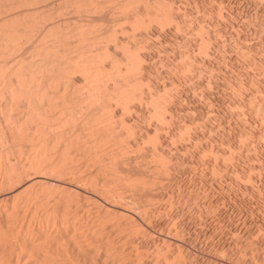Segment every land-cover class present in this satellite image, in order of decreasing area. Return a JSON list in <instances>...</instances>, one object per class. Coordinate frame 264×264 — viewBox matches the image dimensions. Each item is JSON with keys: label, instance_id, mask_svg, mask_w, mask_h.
I'll return each mask as SVG.
<instances>
[{"label": "bare ground", "instance_id": "1", "mask_svg": "<svg viewBox=\"0 0 264 264\" xmlns=\"http://www.w3.org/2000/svg\"><path fill=\"white\" fill-rule=\"evenodd\" d=\"M252 4L0 0V264H199L218 248L225 209L202 181L240 150L193 109L210 117L233 56L252 61Z\"/></svg>", "mask_w": 264, "mask_h": 264}, {"label": "rangeland", "instance_id": "2", "mask_svg": "<svg viewBox=\"0 0 264 264\" xmlns=\"http://www.w3.org/2000/svg\"><path fill=\"white\" fill-rule=\"evenodd\" d=\"M254 2H255V4L248 5V13L252 14V17H254L255 16L254 14H256L253 12V9L257 10V12L259 14V12H260L259 8L261 9L262 6L264 5V0H263V2H262V0H256V1L255 0H249V4L254 3ZM259 3H260V5H256ZM261 3L263 5H261ZM256 6H259V7L257 8ZM263 20H264V18L262 19V24L264 26ZM253 21H252L253 24H252V22H250L251 24L249 23V27H248V28L251 27L250 28L251 31H250V29L247 30V39L251 43L250 52H251V55L254 54L253 56H251L252 61H250L248 59H243L240 56L238 57V55L233 56L234 58H233L232 63L229 67L232 71L229 69L230 72L229 71L227 72L228 75L225 74V76L221 75L219 77L220 84L213 91V97H215L213 101H214L215 105L212 104V108L214 110L211 111L213 113L210 112L213 115L210 114V117L205 119L206 114L205 113L202 114L205 111L200 112L198 109H193V110H195L194 113L198 112V114L195 113L196 115H198L197 120H199V121H201V119L206 120V123L211 121V122H209L210 124H212V122H213V126H215V127L212 129V131L214 130L213 134H214V136L216 135L215 138H216V142L218 141L217 143L225 145V143H220V141L222 139L225 141H226V139L234 140L236 142V144L239 146L236 148L240 150L239 153L230 162L228 167H225L222 164L223 163L222 159L219 158L217 160L219 163L218 162L217 163H218V166L220 164V166L218 168H219V172L220 171L221 172L220 173L218 172V173L213 174V175L208 171L209 170L208 168L210 166L209 165L210 160H208V158L205 161L206 165H207V163L209 165V166L205 165L208 170L205 168L204 165H201L202 163L200 161L199 162L201 164L196 163V161H197L196 158H194V161L192 162V164L194 166H195V164H197V165L199 164L201 166V168L203 167L204 170L208 171V173H207L208 176L205 177V178H207V177L208 178L205 179L204 182L202 181V183L204 185L206 184V186H208L210 189L215 190V191L213 190L214 194L219 195V196L216 195L217 203H219L218 206L219 207L221 206L222 209H225V212H223L221 214L219 213L218 219L216 220L217 223L215 222V229L217 228L216 239L219 242V245H218L219 249L216 246V249L218 251L214 248V249H211L212 252L210 251L211 255L210 254H208V255L203 254L199 260V264H205V263L209 264V262H210V264H214V263L216 264L217 260H218L217 261L218 264H264V91H263V89H264L263 88L264 87L263 86L264 85V80H263L264 79V27H261L260 29L257 30L255 28L256 24H255L254 18H253ZM259 31L261 32V34ZM260 35H263L262 38L259 37ZM254 46L256 48H254ZM252 50H253V52H252ZM236 59H239L242 63H244V65L245 64L246 65L244 66L242 63H240L239 60H236ZM257 59L262 63V65L259 61H257ZM254 60H256V62ZM249 62H252V64ZM257 62H258V64H257ZM248 63H249V65H248ZM230 73H231V78L229 75ZM233 73H234V76L236 75L235 76V78L237 77L236 79H234V77L232 75ZM238 73L240 75H237ZM251 74H253V77H251ZM241 75H242V78H241ZM258 77H259V81H258ZM222 79L225 81H223ZM239 79L242 83H240ZM227 80L231 81V82H228ZM237 80H238V82H237ZM234 82H236V84ZM261 82H263V83H261ZM231 84H233L235 87H238L240 89V92L243 93V95L241 93L236 95L237 92H236V94H234L233 89H232L234 86ZM244 88H246L245 91H244ZM217 89H218V91H217ZM250 89H251V92L249 91ZM215 90H216V92H215ZM247 91H249V92L247 93ZM252 92H254V94ZM233 94L236 96H234ZM259 94H260V96H259ZM239 96H241L244 99L240 98ZM254 98L256 99V102H255ZM199 99H200V101L198 102ZM232 99H234V100L236 99L237 101L240 100V102L242 104L237 105V107H236V105L233 104L234 100H232ZM248 99H252V100L248 101ZM195 101L198 103V105L200 104L199 106L204 104V103L201 104V102H203V100L201 98H196V100L190 101V102L188 101V104L189 103H191L189 105L197 104ZM232 101H233V103H231ZM244 103H246L245 105L248 104L247 107H249L251 111L248 110L245 105H243ZM234 106H235V108H234ZM243 108H245V110H247V111H245ZM241 110H244L243 112H245V113H243V112L241 113ZM229 111L231 113H229ZM250 112H251V114H250ZM238 113H240V116ZM243 114H244V116H242ZM202 115H203V117H201ZM218 115H220V118L221 119L223 118V120L219 119ZM237 117H240V118H237ZM213 119H214V121H213ZM244 119L248 120V123L249 122L250 123L246 124L245 123L246 121ZM216 121H218V122H216ZM228 121H229V123H228ZM236 121H237V123H236ZM221 123H223L224 125ZM220 125L222 128L220 127ZM224 126H225V128H224ZM240 127H241V129H240ZM243 127H245V128H243ZM216 128H218L217 131H216ZM246 128L249 131L252 130V133H251V131L249 133V131L246 130ZM203 129H205V128H203ZM224 129H225L226 133H225ZM230 129H231V131H230ZM236 129H238V130H236ZM242 129L243 130L245 129V131H247V133H248V140L244 144L239 143L240 140L237 139V136H238L237 133H239V131H241ZM233 131L235 133H233ZM214 132L215 133L217 132L218 135H217V133L215 134ZM222 133L225 134V135H222L224 137H221ZM240 147H241V149H240ZM250 163H253L252 166L254 168L251 167ZM254 164H255V166H254ZM258 164H259V166H256ZM200 166L198 168H200ZM222 166H224V167H222ZM257 167H258V170H257ZM195 169H197V168L195 167ZM198 173H201V171H199V169H198ZM222 173H223V175H222ZM258 173H260V174H258ZM218 174H221L222 176L218 175ZM241 175H244V176H241ZM245 183H247L248 186L251 185V186H249L250 187L249 189H246L244 187ZM219 191H220V193H219ZM230 196H231V198H230ZM1 203L3 204V201H1ZM244 207L247 209L245 210ZM227 212L229 213V217H232L231 220L227 216L228 215ZM245 212H247V213H245ZM244 214H246V215L244 216ZM225 216H226V218H225ZM219 219H220V222H219ZM218 223L222 227L219 226ZM229 224H230V226H229ZM217 236H219V238H217ZM203 245L205 247V243H203ZM222 248L225 250L224 251L225 253L222 251ZM215 250L217 251L216 254H215ZM226 250H228V251H226ZM220 251H221V253H220ZM231 251H233V252H231ZM215 255H217V256H215ZM203 256H204V258H203ZM220 257H222V258H220ZM224 258H225L226 262H224V260H223ZM219 259H221V261ZM211 260H213V261H211ZM214 260H216V261H214Z\"/></svg>", "mask_w": 264, "mask_h": 264}]
</instances>
